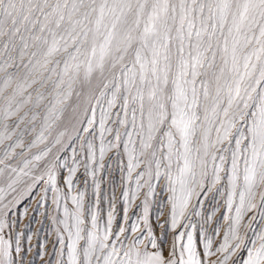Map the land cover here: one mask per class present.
Listing matches in <instances>:
<instances>
[{
  "label": "snow or ice",
  "instance_id": "snow-or-ice-1",
  "mask_svg": "<svg viewBox=\"0 0 264 264\" xmlns=\"http://www.w3.org/2000/svg\"><path fill=\"white\" fill-rule=\"evenodd\" d=\"M0 264H264V0H0Z\"/></svg>",
  "mask_w": 264,
  "mask_h": 264
},
{
  "label": "rangeland",
  "instance_id": "rangeland-1",
  "mask_svg": "<svg viewBox=\"0 0 264 264\" xmlns=\"http://www.w3.org/2000/svg\"><path fill=\"white\" fill-rule=\"evenodd\" d=\"M117 195H119V192L117 191Z\"/></svg>",
  "mask_w": 264,
  "mask_h": 264
}]
</instances>
